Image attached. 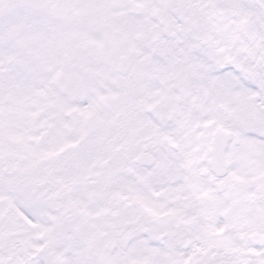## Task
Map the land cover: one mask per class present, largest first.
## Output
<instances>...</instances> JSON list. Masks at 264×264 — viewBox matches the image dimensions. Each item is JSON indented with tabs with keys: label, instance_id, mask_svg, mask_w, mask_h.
I'll return each instance as SVG.
<instances>
[{
	"label": "snow or ice",
	"instance_id": "1",
	"mask_svg": "<svg viewBox=\"0 0 264 264\" xmlns=\"http://www.w3.org/2000/svg\"><path fill=\"white\" fill-rule=\"evenodd\" d=\"M0 264H264V0H0Z\"/></svg>",
	"mask_w": 264,
	"mask_h": 264
}]
</instances>
